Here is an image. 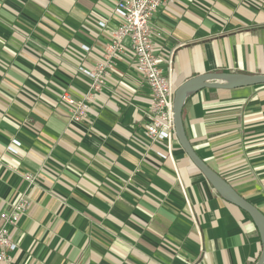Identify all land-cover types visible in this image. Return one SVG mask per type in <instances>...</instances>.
Wrapping results in <instances>:
<instances>
[{
  "label": "crops",
  "instance_id": "0c3cea01",
  "mask_svg": "<svg viewBox=\"0 0 264 264\" xmlns=\"http://www.w3.org/2000/svg\"><path fill=\"white\" fill-rule=\"evenodd\" d=\"M116 1L0 0V212L30 202L10 228L13 264H256L249 216L175 135L144 136L151 96L128 43L99 90L81 73L102 61ZM152 29L173 91L209 74L264 76V0H164ZM64 93L86 101L78 124ZM182 124L194 153L264 217V86L192 92Z\"/></svg>",
  "mask_w": 264,
  "mask_h": 264
},
{
  "label": "built area",
  "instance_id": "2783aa9c",
  "mask_svg": "<svg viewBox=\"0 0 264 264\" xmlns=\"http://www.w3.org/2000/svg\"><path fill=\"white\" fill-rule=\"evenodd\" d=\"M164 0H117L113 13L120 19V23L111 32V40L106 52L95 68L91 71L81 70V73L91 81V90H99L104 80L113 69L118 55L123 53L128 43L135 70L147 85L150 96L148 122L144 126V136L150 142H163L168 145L174 137L173 125V95L169 72L165 74L154 55V37H158L152 29L154 15L160 9ZM100 28L105 23L98 22ZM84 51L88 48L83 47ZM88 99V97H86ZM70 108V123L78 124L83 119L87 106L86 101H74L67 93L61 97ZM20 143L12 140L7 151L12 155L19 153ZM159 158L165 160L166 155L158 153ZM29 185H34L33 176H25ZM30 207L25 196H20L7 211L0 212V264H13L11 254L17 245L11 240L10 228H14L20 218Z\"/></svg>",
  "mask_w": 264,
  "mask_h": 264
},
{
  "label": "water",
  "instance_id": "95a60500",
  "mask_svg": "<svg viewBox=\"0 0 264 264\" xmlns=\"http://www.w3.org/2000/svg\"><path fill=\"white\" fill-rule=\"evenodd\" d=\"M264 86V76H250L244 74H209L190 79L180 85L173 95V125L174 135L193 166L202 174L206 181L216 192L245 212L256 227L262 250L256 264H264V217L248 201L242 198L229 184L219 175L213 172L192 150L186 138L182 124V109L187 95L202 89H234L249 86Z\"/></svg>",
  "mask_w": 264,
  "mask_h": 264
}]
</instances>
